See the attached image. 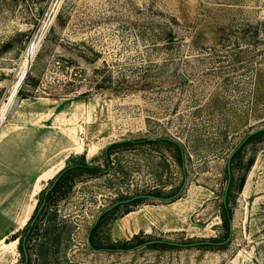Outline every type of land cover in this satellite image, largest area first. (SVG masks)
I'll return each mask as SVG.
<instances>
[{"label": "rangeland", "instance_id": "1", "mask_svg": "<svg viewBox=\"0 0 264 264\" xmlns=\"http://www.w3.org/2000/svg\"><path fill=\"white\" fill-rule=\"evenodd\" d=\"M16 91L0 264H264V140L234 162L236 182L254 158L224 243L221 219L228 157L264 127V0H0V112ZM79 157L102 172L40 209L25 259L24 218Z\"/></svg>", "mask_w": 264, "mask_h": 264}, {"label": "trees", "instance_id": "2", "mask_svg": "<svg viewBox=\"0 0 264 264\" xmlns=\"http://www.w3.org/2000/svg\"><path fill=\"white\" fill-rule=\"evenodd\" d=\"M264 140V131H261L257 134H255L254 136H252L251 138L248 139V141L234 154V156L231 159L230 162V173H231V177L229 179L228 177V171L226 173L227 175V180H226V187H225V191H224V196H223V204H222V212L223 215L221 216L222 219V228L225 232V239L223 241V243L228 239L229 237V233H230V223H231V212L229 211V199L231 197V195L233 194V191L235 188H238V191H241L244 183H245V177L246 174L250 171L251 167L253 166L254 163V158H251L250 160L247 161V163L245 164V166L242 167V169H238L241 170V174L239 176L238 181H234V175H233V171H235V166H234V162L239 159V157H241V153L244 152L246 150V148L252 144H258L261 143ZM158 141H164L168 144H171L173 146L176 147V149L178 150V163L180 164V166H182V162H183V154H182V148L179 144L174 143L169 141L168 139H155V140H144L141 143H147V144H151V143H156ZM133 144V142L129 141V142H123L121 144H116L115 146H131ZM256 146V145H254ZM80 161L83 160V157H79L77 158ZM106 160H108V156L106 155ZM241 166V165H240ZM241 168V167H240ZM227 170V168H226ZM75 172H79L80 174H87L89 176H96V174L102 172L99 168L97 167H91L88 166L84 161L81 162V164L79 165H73V166H68L66 168H64L63 170H61L56 177L51 181V190L46 194V191H41V194L43 195V200L42 201H38V204L35 208V212L32 216V218L28 221V223L26 224L23 232H25L27 235V237L25 239H19V250H20V254L26 259L27 258V249H26V240L28 239V237L31 234V231L33 229V222L35 221V218L38 216V212L40 209H43L44 206L47 205V203L50 201V199L59 193H63V189L65 186V183L67 182V180L74 176ZM57 178V181L54 183V180ZM64 194V193H63ZM151 197H155V196H151ZM158 198V197H155ZM142 198L136 199L132 198L130 200L134 201V202H140ZM160 199V198H158ZM162 200V199H160ZM93 231H95V228L93 229ZM92 231V232H93ZM19 232L15 235H13L12 237V241L18 240L19 238ZM26 254V255H25ZM27 262V260L23 261V263L25 264Z\"/></svg>", "mask_w": 264, "mask_h": 264}, {"label": "crops", "instance_id": "3", "mask_svg": "<svg viewBox=\"0 0 264 264\" xmlns=\"http://www.w3.org/2000/svg\"><path fill=\"white\" fill-rule=\"evenodd\" d=\"M41 180H42V178H40V181ZM38 186L39 185H37V187ZM31 211L32 210H30V213H31ZM25 219H26V217L24 218V222H25V225H26V221L28 220V218L26 219V221H25ZM10 226H11V224L8 221L0 220V248L5 254L13 257V256H15L14 251H15L16 245H15L14 248L13 247L12 248L11 247L8 248L7 246L12 244L11 243L12 241H9V242H7V241L4 242L3 241L8 235L9 236L13 235L16 232V231H13V229ZM15 241H17V240H15Z\"/></svg>", "mask_w": 264, "mask_h": 264}, {"label": "water", "instance_id": "4", "mask_svg": "<svg viewBox=\"0 0 264 264\" xmlns=\"http://www.w3.org/2000/svg\"><path fill=\"white\" fill-rule=\"evenodd\" d=\"M29 65H27L26 67H25V75H24V78L26 77V75H27V68H28V70H29ZM23 82V81H22ZM21 83L19 82V85H20ZM261 131H264V127L263 128H260V129H257V130H255V131H253V132H251L250 134H248L242 141H241V143L238 145V147L229 155V157H228V161H227V171H228V177H229V179H230V176H231V173H230V162H231V159H232V157L234 156V154L248 141V139L249 138H251L252 136H254L255 134H257V133H259V132H261ZM57 181V178L54 180V183ZM51 190V188H49V189H47V191H46V194L49 192ZM139 198H142V199H147V200H153V201H162V200H160V199H158V198H155V197H151V196H144V197H137L136 199H139ZM115 206V205H114ZM39 212H40V210H39ZM38 212V213H39ZM229 228H230V233H229V237H228V239H227V241L229 240V238H230V236H231V231H232V224L230 223V226H229ZM226 241V242H227ZM26 255V254H25Z\"/></svg>", "mask_w": 264, "mask_h": 264}, {"label": "bare ground", "instance_id": "5", "mask_svg": "<svg viewBox=\"0 0 264 264\" xmlns=\"http://www.w3.org/2000/svg\"><path fill=\"white\" fill-rule=\"evenodd\" d=\"M21 84H20V87H21V85H22V82H20ZM18 92L19 91H16L15 92V95H13V97L11 98V100H10V102H9V106H7L6 107V109L3 111V112H0V119H1V121H3L4 119H5V116L7 115V113L11 110V108L14 106V103H15V100H16V98H17V94H18ZM46 176L44 177V178H42V180L41 181H46ZM38 188H39V186L37 187L36 186V191L38 190ZM26 219H27V217H26ZM26 219H25V221H26ZM25 223V222H24ZM23 223V224H24ZM12 244H10L9 246L12 248H14L15 247V245L17 244V241H12L11 242Z\"/></svg>", "mask_w": 264, "mask_h": 264}, {"label": "built area", "instance_id": "6", "mask_svg": "<svg viewBox=\"0 0 264 264\" xmlns=\"http://www.w3.org/2000/svg\"><path fill=\"white\" fill-rule=\"evenodd\" d=\"M54 15H55V13H54ZM54 15H53V17H54ZM53 17H52V18H53Z\"/></svg>", "mask_w": 264, "mask_h": 264}]
</instances>
